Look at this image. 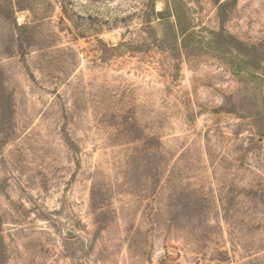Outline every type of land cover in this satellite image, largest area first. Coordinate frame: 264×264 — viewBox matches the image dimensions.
<instances>
[{
	"label": "rangeland",
	"instance_id": "obj_1",
	"mask_svg": "<svg viewBox=\"0 0 264 264\" xmlns=\"http://www.w3.org/2000/svg\"><path fill=\"white\" fill-rule=\"evenodd\" d=\"M0 264H264V0H0Z\"/></svg>",
	"mask_w": 264,
	"mask_h": 264
}]
</instances>
